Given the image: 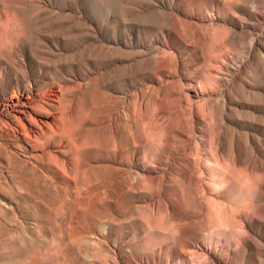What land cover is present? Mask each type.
<instances>
[{
	"label": "rangeland",
	"instance_id": "1",
	"mask_svg": "<svg viewBox=\"0 0 264 264\" xmlns=\"http://www.w3.org/2000/svg\"><path fill=\"white\" fill-rule=\"evenodd\" d=\"M0 264H264V0H0Z\"/></svg>",
	"mask_w": 264,
	"mask_h": 264
},
{
	"label": "bare ground",
	"instance_id": "2",
	"mask_svg": "<svg viewBox=\"0 0 264 264\" xmlns=\"http://www.w3.org/2000/svg\"><path fill=\"white\" fill-rule=\"evenodd\" d=\"M37 105V104H36ZM42 108H44V107H42ZM41 108V109H42ZM44 113H50V110H48V109H46V108H44L43 110H42ZM19 122H20V124H21V127L23 126L24 127V131H26L25 133H27L28 134V136H29V138H30V140H33L36 144H37V142L40 140V136L39 135H47L48 133H47V129H46V126L44 127V126H42L39 122H37V121H35L34 119L32 120V122L35 124V125H37V127L39 128V130H41V132L39 133L38 132V135H33L32 133H31V131L29 130V128L25 125V123H23V121L21 120V119H19ZM50 125H51V123H50ZM52 126V125H51ZM51 126H49L48 128H49V130H51ZM54 128V127H53ZM37 134V133H36Z\"/></svg>",
	"mask_w": 264,
	"mask_h": 264
}]
</instances>
